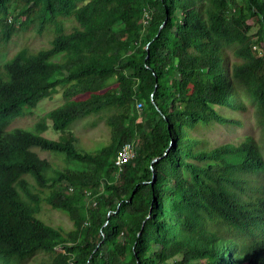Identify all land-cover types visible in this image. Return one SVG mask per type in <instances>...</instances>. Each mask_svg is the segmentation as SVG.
<instances>
[{
  "label": "trees",
  "instance_id": "trees-1",
  "mask_svg": "<svg viewBox=\"0 0 264 264\" xmlns=\"http://www.w3.org/2000/svg\"><path fill=\"white\" fill-rule=\"evenodd\" d=\"M45 32L0 64V264H264V0H0V49ZM94 115L111 136L90 151L71 126Z\"/></svg>",
  "mask_w": 264,
  "mask_h": 264
},
{
  "label": "rangeland",
  "instance_id": "rangeland-1",
  "mask_svg": "<svg viewBox=\"0 0 264 264\" xmlns=\"http://www.w3.org/2000/svg\"><path fill=\"white\" fill-rule=\"evenodd\" d=\"M51 37L49 32H45L44 35H36L34 33L19 34L13 36L6 47L0 49V64L13 54L22 45H29L31 48H37L46 44ZM62 88L58 87L57 91L51 96L41 99L38 104L33 107H25V113L23 116L17 117L12 120L11 126H24L29 127L38 120L46 111L57 106L63 102ZM48 124L51 125V121L48 120ZM71 130L77 136V145L84 149L95 151L102 144L107 142L111 136L110 128L96 115L79 120L71 126ZM259 126L254 125L251 121L245 127L236 126H224L220 124H214L210 127L206 134L211 138L213 142H225L229 140H238L244 133H251L255 136L259 134ZM44 136L52 139L59 137V132L54 131L50 126L42 133ZM40 157L50 160L58 168H64L66 162L64 156L60 153L51 152L40 149L38 147L32 148ZM41 216L54 224H58L65 229H69L71 221L61 211L55 209H44ZM42 260H48L46 253H34L30 257L26 258L19 264H40Z\"/></svg>",
  "mask_w": 264,
  "mask_h": 264
},
{
  "label": "bare ground",
  "instance_id": "bare-ground-1",
  "mask_svg": "<svg viewBox=\"0 0 264 264\" xmlns=\"http://www.w3.org/2000/svg\"><path fill=\"white\" fill-rule=\"evenodd\" d=\"M126 146H127V148H128L129 151H132V145L131 144L127 143ZM123 149H125V145H124ZM119 152H118V154H119V167H120L127 160V157L128 156H127V152H120V153ZM118 154H117V156L115 158V163H117ZM95 203L96 202L94 201L93 204H95Z\"/></svg>",
  "mask_w": 264,
  "mask_h": 264
},
{
  "label": "built area",
  "instance_id": "built-area-1",
  "mask_svg": "<svg viewBox=\"0 0 264 264\" xmlns=\"http://www.w3.org/2000/svg\"><path fill=\"white\" fill-rule=\"evenodd\" d=\"M120 152H127L128 160H129V156L134 154V151H129V150H128L126 144H125V149H120ZM120 152H119V153H120ZM115 165H116L117 168H118V170H117V174H118L119 171H120V167H119V154H118V157H117V163H115Z\"/></svg>",
  "mask_w": 264,
  "mask_h": 264
},
{
  "label": "flooded vegetation",
  "instance_id": "flooded-vegetation-1",
  "mask_svg": "<svg viewBox=\"0 0 264 264\" xmlns=\"http://www.w3.org/2000/svg\"><path fill=\"white\" fill-rule=\"evenodd\" d=\"M114 162H115V160H114Z\"/></svg>",
  "mask_w": 264,
  "mask_h": 264
},
{
  "label": "water",
  "instance_id": "water-1",
  "mask_svg": "<svg viewBox=\"0 0 264 264\" xmlns=\"http://www.w3.org/2000/svg\"><path fill=\"white\" fill-rule=\"evenodd\" d=\"M155 159H157V158H155Z\"/></svg>",
  "mask_w": 264,
  "mask_h": 264
}]
</instances>
